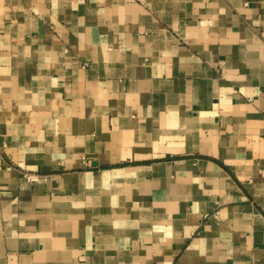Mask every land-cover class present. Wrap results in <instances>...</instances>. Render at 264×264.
<instances>
[{
	"label": "crops",
	"instance_id": "0c3cea01",
	"mask_svg": "<svg viewBox=\"0 0 264 264\" xmlns=\"http://www.w3.org/2000/svg\"><path fill=\"white\" fill-rule=\"evenodd\" d=\"M0 264H264V0H0Z\"/></svg>",
	"mask_w": 264,
	"mask_h": 264
},
{
	"label": "built area",
	"instance_id": "2783aa9c",
	"mask_svg": "<svg viewBox=\"0 0 264 264\" xmlns=\"http://www.w3.org/2000/svg\"><path fill=\"white\" fill-rule=\"evenodd\" d=\"M27 179H28L29 181H33V180H35L36 178H35L34 176H27Z\"/></svg>",
	"mask_w": 264,
	"mask_h": 264
}]
</instances>
